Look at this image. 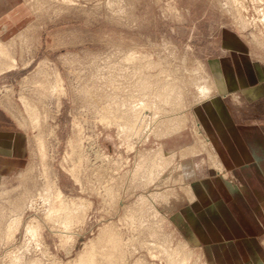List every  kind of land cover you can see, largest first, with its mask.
Instances as JSON below:
<instances>
[{"label":"rangeland","instance_id":"obj_1","mask_svg":"<svg viewBox=\"0 0 264 264\" xmlns=\"http://www.w3.org/2000/svg\"><path fill=\"white\" fill-rule=\"evenodd\" d=\"M0 41V264H264V0H0Z\"/></svg>","mask_w":264,"mask_h":264},{"label":"bare ground","instance_id":"obj_2","mask_svg":"<svg viewBox=\"0 0 264 264\" xmlns=\"http://www.w3.org/2000/svg\"><path fill=\"white\" fill-rule=\"evenodd\" d=\"M72 2V1H71ZM1 41H0V45H1ZM0 49H1V47H0ZM1 52L3 53V49L1 50ZM6 53V52H5ZM134 54V53H133ZM129 55V54H128ZM127 55V56H128ZM137 55V54H136ZM133 56V55H132ZM135 56V55H134ZM134 56L133 57H131V56H129V57H131V58H134ZM124 58H126V57H124ZM136 58V57H135ZM128 61V60H127ZM130 61V60H129ZM139 61V60H138ZM141 63V62H140ZM56 83H59L60 81H59V78H56ZM169 83V82H168ZM56 85V84H55ZM170 86V85H169ZM58 87V86H57ZM211 87H212V85H211ZM168 88V87H167ZM170 88H171V90H172V87L170 86ZM212 88H214V87H212ZM212 88H210V87H208L207 85H205V86H203L202 87V95H208L209 94V92H211L210 91V89H212ZM24 105H25V107H26V109H27V111L29 112H27L29 115H27L28 117H29V119L30 118H32V119H34V121L33 122H37V115L34 113V110H33V105L31 106L30 105V103H29V101H28V99H24ZM143 106V105H142ZM141 106V108H144L145 109V106H143L142 107ZM140 108V107H139ZM142 110V109H141ZM152 110V109H151ZM154 110V109H153ZM140 111V110H139ZM141 112V111H140ZM144 112V111H143ZM151 112H153V111H151ZM153 113H151V115H152ZM33 115V116H32ZM154 115H156V113L154 114ZM154 115H152V116H154ZM157 116V115H156ZM137 117H138V119L140 120V119H142L141 121H143V120H145V117H147V115H145V114H137ZM157 118V117H156ZM152 119H153V117H152ZM184 121V120H183ZM31 122V121H30ZM185 122V121H184ZM32 123V122H31ZM142 123V122H141ZM141 123H140V125H141ZM152 123V122H151ZM34 124V123H33ZM153 124V123H152ZM32 125V124H31ZM34 125H36V127H37V123L36 124H34ZM146 125H148V122H147V124ZM155 125V124H154ZM171 125V124H170ZM170 125H169V127H170ZM157 126V125H156ZM159 126V125H158ZM176 126V127H175ZM172 125V129L171 130H168L167 128H165L164 127V129H163V133L165 134H169V135H171L172 134V132L174 131V132H176V133H178L179 131H177L178 130V127H177V125ZM180 126H181V124H180ZM35 127V126H34ZM149 127V126H148ZM148 127L146 128V130L148 129ZM183 127V129H185L184 128V126H182ZM163 128V127H162ZM161 128V129H162ZM157 129L158 128H156V131H157ZM160 129V128H159ZM160 129V130H161ZM165 129H167V130H165ZM149 130V129H148ZM147 130V131H148ZM180 130H182V129H180ZM185 130H188V129H185ZM185 130H182V131H185ZM38 131H40V129L38 130ZM38 131H37V135H40L41 134V131L38 133ZM151 131V130H150ZM152 132V131H151ZM155 132V131H154ZM162 133V134H163ZM161 134V133H160ZM161 134V135H162ZM157 135V134H156ZM207 141V140H206ZM42 142V141H41ZM203 144V143H202ZM167 146L165 145V144H163V145H161L160 146V150H161V157H162V159L165 161V160H168V159H170V158H172L173 157V155H174V152H176V150H173L174 148L173 147H170V149L168 148H166ZM195 152V151H194ZM199 152V151H198ZM201 153V152H200ZM196 154V153H195ZM160 155V154H159ZM193 155V154H192ZM214 161V160H213ZM216 162V161H215ZM218 167H220V168H222V164L220 163V161H217L216 163H215ZM195 165V164H194ZM216 166V167H217ZM74 167V166H73ZM220 170V169H219ZM188 171V170H187ZM197 171V170H196ZM75 172V171H74ZM73 172V173H74ZM76 173L77 172H75L74 174L76 175ZM73 174V176L75 177V175ZM199 175V174H198ZM225 176V175H224ZM192 177V176H191ZM195 177V176H194ZM76 180L78 179V176L76 175ZM189 178V177H188ZM33 183V182H32ZM45 183V182H44ZM55 183V182H54ZM54 183H51V185H46L47 187H46V193L44 194V200H46V201H48V203H47V205H46V218H48L49 219V221H50V219H51V221H58V222H64L63 224L65 225V223H67V224H71L72 222L71 221H73L72 219V215H70L71 214V212H73L74 211V213H73V217H76L75 216V210L73 209V211H72V208H71V206L72 205H74V204H76L75 206L77 207V205H80L83 201V199H81V197H75V198H70V199H67V197H65V194H64V192H63V190L60 188V186H58L57 184H54ZM188 188H190V187H188ZM191 191V190H190ZM192 192V191H191ZM190 192V193H191ZM43 194H42V196H43ZM191 195H193V193L191 194ZM26 198V194L25 193H22V194H19L18 193V195H17V197H16V200L14 201L13 199H12V202H13V205L15 206V210L16 209H19V210H21V209H23L24 207H26V204H25V202H26V200L27 199H25ZM79 201L81 202V203H79ZM9 202H11V201H9ZM68 202L69 203H72V205L70 206V208H71V211L69 210V211H67L68 209H70L69 207H67L68 206ZM74 203V204H73ZM86 204V203H85ZM83 205H84V203H83ZM66 207H67V210L65 211V209H66ZM73 207V206H72ZM81 207V206H80ZM80 207H78V208H80ZM85 207V206H84ZM82 209H83V206H82ZM80 210V209H79ZM66 212V213H65ZM70 212V213H69ZM4 213V212H3ZM17 213V212H16ZM44 213V214H45ZM82 213V212H81ZM17 216V215H16ZM14 217V219H12V220H10L11 222H9V225H8V229H6L7 231H6V234L5 235H7V238L8 239H10L13 235H14V233L18 230V228L20 227V224H21V219H20V216L18 215L17 217ZM83 216V215H82ZM13 218V217H12ZM35 218V217H34ZM62 218V219H61ZM72 218V219H71ZM60 219V220H59ZM70 219H71V221H70ZM37 221V219H31V222L28 224V226H27V229H28V231H30V233H33V234H38V229H37V225L36 224H33V222L34 221ZM69 220V222H67ZM57 222V223H58ZM23 224V223H22ZM7 225V224H6ZM70 226V225H69ZM64 227V226H63ZM68 227V226H67ZM66 228V227H65ZM20 229V228H19ZM3 233H4V231H3ZM29 233V234H30ZM111 234H113L112 232H110ZM114 235V234H113ZM1 236H3V235H1ZM36 236V235H35ZM38 236H39V234H38ZM38 236H36V237H38ZM4 237V236H3ZM110 237H111V235H110ZM116 237V236H115ZM114 237V238H115ZM13 238V237H12ZM108 238V237H107ZM113 238V237H112ZM113 238V239H114ZM118 238V237H117ZM117 238H115V239H117ZM7 239V240H8ZM112 239V240H113ZM118 241H119V239H118ZM39 242V241H38ZM110 243V242H109ZM116 244H118V243H116ZM121 244V243H120ZM115 245V244H114ZM108 247V246H107ZM110 247V246H109ZM120 247V246H119ZM101 248V247H100ZM102 249V248H101ZM110 249V248H109ZM119 249V248H118ZM89 250V249H88ZM95 250V249H94ZM103 250V249H102ZM101 251V250H100ZM86 252V251H85ZM110 252V251H109ZM89 253V252H88ZM94 253V252H93ZM99 253V252H98ZM98 253H96V254H98ZM13 254V253H12ZM81 254H84V253H81ZM90 254V253H89ZM89 254H87V255H89ZM92 254V253H91ZM91 254L89 255V256H91ZM109 254V253H108ZM111 254V253H110ZM119 254V253H118ZM16 255V254H15ZM86 255V254H85ZM86 255V256H87ZM121 255V254H120ZM119 255V256H120ZM84 256V255H83ZM86 256H85V258H86ZM100 256V255H99ZM102 256V255H101ZM112 256V255H111ZM94 257V256H93ZM109 257V256H108ZM118 257V256H117ZM13 258H15V257H13ZM13 258H11V259H13ZM78 258H80V255H79V257ZM83 258V257H82ZM119 258H121V256L119 257ZM17 259V258H16ZM96 259V258H95ZM22 260V259H21ZM79 260V259H78ZM82 260V259H81ZM91 260H93V258L91 259ZM96 260H99V259H96ZM105 259H103V261H104ZM13 261V260H12ZM20 260H15L14 261V264H18V262H19ZM85 261V260H84ZM80 262V261H79ZM88 262V261H87ZM89 262H90V260H89ZM95 261L93 260L92 261V264L94 263ZM111 262V261H110ZM81 263H82V261H81ZM29 264H32V263H29ZM79 264V263H78ZM107 264V263H106Z\"/></svg>","mask_w":264,"mask_h":264},{"label":"crops","instance_id":"obj_3","mask_svg":"<svg viewBox=\"0 0 264 264\" xmlns=\"http://www.w3.org/2000/svg\"><path fill=\"white\" fill-rule=\"evenodd\" d=\"M221 83L219 84V88L220 89H224V87H225V82H224V80H221L220 81ZM208 108V107H207ZM236 154H234V157H236V158H239V155L237 154V152H235Z\"/></svg>","mask_w":264,"mask_h":264}]
</instances>
